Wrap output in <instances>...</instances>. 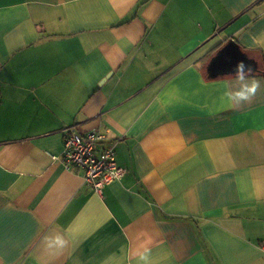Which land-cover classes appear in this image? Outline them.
Returning a JSON list of instances; mask_svg holds the SVG:
<instances>
[{
	"label": "crops",
	"instance_id": "1",
	"mask_svg": "<svg viewBox=\"0 0 264 264\" xmlns=\"http://www.w3.org/2000/svg\"><path fill=\"white\" fill-rule=\"evenodd\" d=\"M232 40L264 56L263 1L0 0V264H264V77L237 110L209 69ZM67 128L124 177L54 160Z\"/></svg>",
	"mask_w": 264,
	"mask_h": 264
},
{
	"label": "built area",
	"instance_id": "2",
	"mask_svg": "<svg viewBox=\"0 0 264 264\" xmlns=\"http://www.w3.org/2000/svg\"><path fill=\"white\" fill-rule=\"evenodd\" d=\"M110 138L108 132L92 130L83 135L67 128L63 150L52 158L60 161L66 170L81 173L85 183L102 194L107 185L120 180L127 172L119 164ZM261 245L264 248V241Z\"/></svg>",
	"mask_w": 264,
	"mask_h": 264
},
{
	"label": "clouds",
	"instance_id": "3",
	"mask_svg": "<svg viewBox=\"0 0 264 264\" xmlns=\"http://www.w3.org/2000/svg\"><path fill=\"white\" fill-rule=\"evenodd\" d=\"M248 72L250 73L251 69ZM260 89L261 81L246 73L245 65L241 62L232 80L225 82L222 97L229 106L240 110L253 101ZM44 243L47 249H63L67 240L62 235H55L45 237ZM138 262L139 264H150V252L147 248L139 252Z\"/></svg>",
	"mask_w": 264,
	"mask_h": 264
},
{
	"label": "water",
	"instance_id": "4",
	"mask_svg": "<svg viewBox=\"0 0 264 264\" xmlns=\"http://www.w3.org/2000/svg\"><path fill=\"white\" fill-rule=\"evenodd\" d=\"M243 62L245 71L254 68V61L239 46L236 40L228 42L212 59L209 69L216 74L226 75L236 73L237 66Z\"/></svg>",
	"mask_w": 264,
	"mask_h": 264
},
{
	"label": "trees",
	"instance_id": "5",
	"mask_svg": "<svg viewBox=\"0 0 264 264\" xmlns=\"http://www.w3.org/2000/svg\"><path fill=\"white\" fill-rule=\"evenodd\" d=\"M264 2V0H261ZM257 57H252L254 59V68L251 69L249 73L248 70L245 72L251 75L252 77L255 76H263L264 77V56L262 53L256 55Z\"/></svg>",
	"mask_w": 264,
	"mask_h": 264
}]
</instances>
